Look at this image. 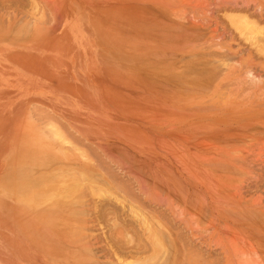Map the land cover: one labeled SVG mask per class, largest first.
I'll use <instances>...</instances> for the list:
<instances>
[{
	"label": "rangeland",
	"instance_id": "1",
	"mask_svg": "<svg viewBox=\"0 0 264 264\" xmlns=\"http://www.w3.org/2000/svg\"><path fill=\"white\" fill-rule=\"evenodd\" d=\"M0 264H264V0H0Z\"/></svg>",
	"mask_w": 264,
	"mask_h": 264
},
{
	"label": "bare ground",
	"instance_id": "2",
	"mask_svg": "<svg viewBox=\"0 0 264 264\" xmlns=\"http://www.w3.org/2000/svg\"><path fill=\"white\" fill-rule=\"evenodd\" d=\"M187 84V83H186ZM180 212H181V210H180ZM181 216V215H180ZM197 222V221H196ZM160 241V240H159ZM152 245V244H151ZM153 247V246H152ZM175 249V248H174ZM152 257H153V255H152Z\"/></svg>",
	"mask_w": 264,
	"mask_h": 264
}]
</instances>
